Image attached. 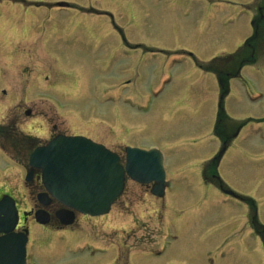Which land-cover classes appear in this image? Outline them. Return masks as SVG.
I'll list each match as a JSON object with an SVG mask.
<instances>
[{
    "label": "rangeland",
    "instance_id": "374dc122",
    "mask_svg": "<svg viewBox=\"0 0 264 264\" xmlns=\"http://www.w3.org/2000/svg\"><path fill=\"white\" fill-rule=\"evenodd\" d=\"M227 1L0 0V17L5 15L0 25L5 33L4 39L0 35V79L7 70L9 76L23 73L37 85L43 83L42 97L35 98L37 109L47 113L43 115L46 119L58 113L60 119L57 114L53 118L58 131L81 132L84 127V133L90 126L76 123L82 117L94 124L98 136L104 138V130L108 131L102 145L109 150L160 151L170 183L166 197L185 211L183 224L172 217L163 223L162 231L177 236L168 247L170 252L196 254L190 264H264V251L248 225V206L206 188L200 179L201 164L219 151L212 134L219 90L215 77L196 62L207 64L232 54L246 34L245 15ZM57 2L75 8L59 12L51 8ZM26 18L42 20L40 35L12 44L9 32L23 34L19 22ZM261 30L264 38V25ZM51 43L63 54L44 53L54 50ZM130 45L139 48L130 50ZM6 46L18 49L28 63L21 67L22 61L17 63L21 57L12 48L7 52ZM41 48L43 52H38ZM9 59L16 63L8 66ZM254 67L245 66L240 78L230 81L224 110L235 121L264 119V62ZM9 76L17 88L19 81H10ZM17 99L0 97V123ZM249 124L225 154L220 178L237 197L254 201L264 224V143L253 135L263 133L264 122ZM48 129L41 133L43 138L49 136ZM23 183L18 167L0 153V187L12 189L23 203L27 197L18 188ZM202 198L206 202L191 218L190 208L197 209ZM146 218L139 220L155 237L161 226L153 215ZM104 222L87 230L42 229V235L37 231L42 240L39 250L33 247L29 264H103L98 250V241L104 240L101 234L120 235L133 226L130 218L116 219L113 214ZM90 230L98 241L89 236Z\"/></svg>",
    "mask_w": 264,
    "mask_h": 264
},
{
    "label": "flooded vegetation",
    "instance_id": "af4514ba",
    "mask_svg": "<svg viewBox=\"0 0 264 264\" xmlns=\"http://www.w3.org/2000/svg\"><path fill=\"white\" fill-rule=\"evenodd\" d=\"M224 3L230 6L237 5L241 9V13L245 15L244 28L246 30V34L242 37L239 45L240 49L231 57L222 60L213 71L217 79L221 76L226 80L238 77L240 71L244 69L245 66L253 67L260 61L264 62V38L263 31L261 30V27L264 25V0H244L242 3L228 0ZM30 20H25L29 26L20 27L25 39L30 36L34 38L35 36L40 35L39 30L41 27L39 24L42 20L39 18L33 21ZM31 33H33L34 36ZM48 38L49 35L45 37L44 41ZM49 46L53 47L54 50L44 53L49 54L53 51H57L63 54V51L54 48L52 43L49 44ZM42 49L43 48L39 49L38 52ZM257 54L261 56L260 59L257 58ZM25 59L26 58L24 57L21 58L22 63H25ZM33 80L34 79L32 78H22L19 80L10 79V81H19L17 88H14L17 84L5 80L4 85H6L8 89L0 90V92L8 98H18L13 109H9L3 126L1 127L0 153L5 157L6 161H10L18 167V171L22 178H24L27 173L31 176L28 183H23L21 184L22 187H18L27 194L26 202H20L21 198H17L14 195V191L7 186L0 187V198L2 195L6 194L14 200V208L17 218L12 233L15 235L27 236L28 242L26 248L30 247L29 251H31L33 247L38 248V243L42 240V236L40 237L37 234V231L42 235V232H40L42 229L53 231L66 229L76 231V229L83 228L84 230H87V228L91 229L92 227L101 225L104 222L101 221L103 218H107L113 214V217L116 219L119 218V216H124L125 219L130 218L133 226L130 227L128 233H121L120 235L101 234L100 237L104 239L102 242L96 240L94 230L88 232L89 236L99 243L98 250L102 252L104 259L103 264H190L194 261L196 257L194 252H192L191 255H186L181 251H178V254L170 252L168 247L173 241H177L178 239L173 233L167 231V234L162 231L163 223L164 225L168 224L173 217L176 223L183 224L182 220L185 211L179 208L178 204L171 203L166 197V192L161 198L154 196V185L142 186L133 184V186L128 188L125 186L123 193L112 205L111 211L108 215L98 218H90L75 213L74 222L68 227H63L56 218V214L63 209L57 201L50 196L44 199L48 202L46 205L40 204L37 201L36 196L45 193L41 181V171L35 169L31 172V168L28 166L29 157L37 147L45 145L46 141H49L59 134L83 136L89 139H92L91 137H93L95 140H92L97 143H100L102 137L96 134L97 128L94 124H89L82 117H78L76 123L90 126L86 127L87 130H85L84 133V127L82 126H80L82 127L81 132L70 133L67 131H58L53 120V118L56 117V114H53L51 119H46L43 115H46L47 113L41 112L37 109L38 102L35 98H41L45 90ZM27 81L31 83H28ZM45 81L48 82V78H45ZM218 90V102L222 107L221 110H223L225 100L228 97V95L226 96L227 90L224 89L223 86ZM48 91L49 90H46V92ZM40 105L42 106V103ZM227 117L229 116L226 114L225 110L223 111V114L216 117L215 139L218 143L219 151L210 161L202 163L200 168L201 183L206 188L218 190L224 195H227L229 188L221 182L219 176L221 168L223 167V158L229 148L236 145V141L239 140L244 129L242 126L243 123L236 122L235 120L230 119V117ZM23 123L25 124L23 125ZM262 123L263 122L258 121L255 124L260 126ZM44 128H49V136L47 138H43L41 135V133H44ZM254 136L257 137V141L264 143V127L263 133L260 132L254 134ZM121 161L123 160L121 159ZM8 171L9 170H6L5 172ZM24 197L26 196L23 195V198ZM230 197L243 201V203L248 206V225L253 229L252 231L259 239L261 246L264 248V229L260 227L257 214L253 211L250 203L245 199H241V197H237L235 194ZM199 203H202V201ZM39 210L46 212L50 217L49 223L46 226H40L35 222L34 213ZM193 211L194 207H191L189 210L190 215L193 214ZM144 213H148L149 217L146 218ZM152 215L157 218L158 225L161 226L155 237H153V234L147 230L149 227L139 220V218H146L149 220ZM0 217L2 218V216ZM114 221L117 222V220ZM83 223L85 224L81 227ZM138 228L145 232L138 233ZM3 236V234H0V237Z\"/></svg>",
    "mask_w": 264,
    "mask_h": 264
},
{
    "label": "water",
    "instance_id": "95a60500",
    "mask_svg": "<svg viewBox=\"0 0 264 264\" xmlns=\"http://www.w3.org/2000/svg\"><path fill=\"white\" fill-rule=\"evenodd\" d=\"M125 169L118 163V157L103 147L91 142L73 138L58 137L46 147L37 150L30 158L33 167L43 171L44 184L50 194L63 205L90 216L104 215L121 193L124 175L147 183L162 182V157L158 151L149 152L127 149ZM40 223L42 217L37 216ZM64 224L71 223V217L63 216ZM16 253L5 249L0 255L2 264H13ZM19 262L24 263V247L20 248Z\"/></svg>",
    "mask_w": 264,
    "mask_h": 264
},
{
    "label": "bare ground",
    "instance_id": "6f19581e",
    "mask_svg": "<svg viewBox=\"0 0 264 264\" xmlns=\"http://www.w3.org/2000/svg\"><path fill=\"white\" fill-rule=\"evenodd\" d=\"M68 60H71V59H68Z\"/></svg>",
    "mask_w": 264,
    "mask_h": 264
}]
</instances>
